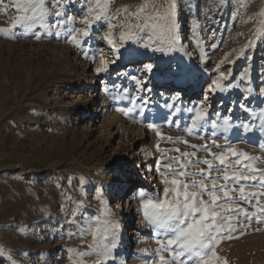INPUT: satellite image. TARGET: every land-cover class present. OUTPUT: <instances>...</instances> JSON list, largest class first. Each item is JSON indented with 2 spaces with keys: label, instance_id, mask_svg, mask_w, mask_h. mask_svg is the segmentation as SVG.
Instances as JSON below:
<instances>
[{
  "label": "rangeland",
  "instance_id": "obj_1",
  "mask_svg": "<svg viewBox=\"0 0 264 264\" xmlns=\"http://www.w3.org/2000/svg\"><path fill=\"white\" fill-rule=\"evenodd\" d=\"M13 3L2 0L9 7H0V27L11 28L19 14ZM141 3L114 0L113 11ZM83 4L66 5L77 18L67 27H82ZM176 4L171 50L161 51L147 35L121 41V29L110 33L106 22L94 23L90 36L80 37L81 47L67 39L65 28L37 26L25 33L17 26L0 34V264H71L73 251H87L93 239L80 229L103 218L105 209L118 225V246L106 264H159L158 238L137 190L162 192L164 165L178 167L169 157L212 159L205 145L217 154L232 147L260 157L255 166L264 169V129L257 118L264 110V38L252 39L264 19V0ZM109 34L119 53L104 39ZM105 65L107 71H97ZM147 65L152 72H145ZM218 67L232 74L223 84L239 88L211 93ZM205 97L208 123L190 134L192 110ZM242 124L253 127L245 131ZM259 199L264 206V196ZM251 204L239 206L255 211L256 200ZM238 220L250 226L237 225L233 238L221 239L218 256L228 264H264V216ZM85 259L94 264L96 257Z\"/></svg>",
  "mask_w": 264,
  "mask_h": 264
},
{
  "label": "snow or ice",
  "instance_id": "obj_2",
  "mask_svg": "<svg viewBox=\"0 0 264 264\" xmlns=\"http://www.w3.org/2000/svg\"><path fill=\"white\" fill-rule=\"evenodd\" d=\"M225 2L226 0H220L221 4ZM71 3H74V0H14L11 7L19 14L15 17L11 28L0 27V34H8L17 26H22L25 33L33 31L37 26L46 29L65 28L67 39L75 46L81 47L80 37H89L94 23L106 22L110 33L117 27L121 29L119 37L121 41L143 40L144 35H147L150 41L160 45L161 51L165 46L171 50V46L176 43L178 35L176 0H142L141 4L132 7L131 10L130 6H123L115 11H113L114 0H84L81 6L82 27L79 29L67 27L69 22L75 24L77 20L75 16L69 14L66 6ZM0 7L7 11L9 6L3 5L0 0ZM260 16L264 18V11ZM260 25L254 31L252 39L264 38V19L260 21ZM59 34L57 31V35ZM104 39L119 53L120 49L111 34ZM251 47L252 41L249 40L248 49ZM240 55L247 59L244 50H241ZM144 70L150 73L152 66L147 65ZM97 71H107V65ZM217 71L219 78L209 89L211 93H222L226 87L239 88V84L227 86L223 84L224 80L231 78V72L220 71L219 67ZM225 72L228 74L225 75ZM137 83L139 84L140 81ZM247 92L251 95V88H248ZM206 103L207 97L204 103L192 110L195 115L191 119V126L186 129L190 134L208 123ZM241 108L245 112H250L245 105H241ZM179 111L178 107L172 106L173 113ZM257 118L261 122V129H264V110ZM223 123L227 126L230 121L225 119ZM213 127L216 125L213 124ZM241 127L245 131H250L253 126L242 124ZM212 146L218 145L213 141ZM192 147L197 146L192 145ZM260 147L264 149V143H261ZM204 150L209 152L212 159L181 160L179 156L169 157V160L178 167H174L173 163L164 165L167 171L160 173L164 184L162 192L137 193L142 214L148 224L154 228L158 238L159 264H219L221 260L223 264H228L227 259L221 258L216 252L220 240L233 238L232 233L236 231L237 225L250 226L238 220L240 215L248 221L256 218L257 222H260V218L264 216V206H261L259 199L264 196V169L255 166V162L260 160V157L232 147L219 154L211 153L207 145L204 146ZM173 151L179 152V149ZM180 156L190 158L195 156V153H180ZM214 161H218V165L214 166ZM201 163L207 167H197ZM213 172L217 175H212ZM221 180L224 183H219ZM237 185L239 187H236ZM246 189L256 190L246 191ZM253 199L256 200L255 211L249 212L239 206L241 202L253 206L251 204ZM109 215V210L105 209L103 218L97 217L94 223L89 222L86 230L80 229L81 234L91 235L93 239L87 244V251H73L71 264H86L85 258L89 256L96 257L94 264H106L113 257V252L118 246L116 242L118 225L107 218ZM164 253L169 255L166 257Z\"/></svg>",
  "mask_w": 264,
  "mask_h": 264
},
{
  "label": "bare ground",
  "instance_id": "obj_3",
  "mask_svg": "<svg viewBox=\"0 0 264 264\" xmlns=\"http://www.w3.org/2000/svg\"><path fill=\"white\" fill-rule=\"evenodd\" d=\"M139 191L137 190V193H138ZM131 232H133V230H131ZM134 233V232H133Z\"/></svg>",
  "mask_w": 264,
  "mask_h": 264
}]
</instances>
